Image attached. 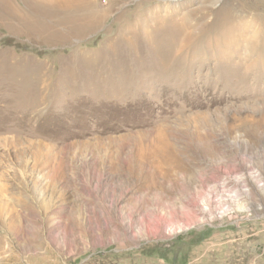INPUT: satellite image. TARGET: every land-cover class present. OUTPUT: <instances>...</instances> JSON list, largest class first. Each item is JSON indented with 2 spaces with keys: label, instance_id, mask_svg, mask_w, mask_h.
<instances>
[{
  "label": "rangeland",
  "instance_id": "374dc122",
  "mask_svg": "<svg viewBox=\"0 0 264 264\" xmlns=\"http://www.w3.org/2000/svg\"><path fill=\"white\" fill-rule=\"evenodd\" d=\"M0 264H264V0H0Z\"/></svg>",
  "mask_w": 264,
  "mask_h": 264
}]
</instances>
